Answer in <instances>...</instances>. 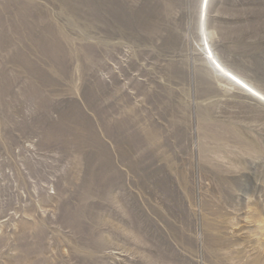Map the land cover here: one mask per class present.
Instances as JSON below:
<instances>
[{"label":"rangeland","instance_id":"1","mask_svg":"<svg viewBox=\"0 0 264 264\" xmlns=\"http://www.w3.org/2000/svg\"><path fill=\"white\" fill-rule=\"evenodd\" d=\"M0 0V264H264V0ZM235 81V82H234Z\"/></svg>","mask_w":264,"mask_h":264},{"label":"bare ground","instance_id":"2","mask_svg":"<svg viewBox=\"0 0 264 264\" xmlns=\"http://www.w3.org/2000/svg\"><path fill=\"white\" fill-rule=\"evenodd\" d=\"M209 3H210V0H203V3H201L202 4V13H201L202 24L201 25H202V32L205 35L206 39H207V32H206L205 24H206V16H207V10H208ZM213 59L216 60L217 67H218L220 72H222L223 74L228 75L229 77H232L233 79H235L236 82L241 86V88L245 92H247L251 96H254L255 98H258L259 101L264 103V95L262 93H260L259 91L254 89L251 85L246 83L244 80H242L241 78H239L238 76H236L235 74L230 72L228 69H226V67H224L222 64H220V62L216 59L215 56L213 57Z\"/></svg>","mask_w":264,"mask_h":264}]
</instances>
